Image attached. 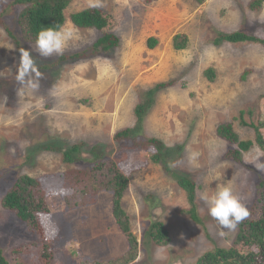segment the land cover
Returning <instances> with one entry per match:
<instances>
[{
	"label": "rangeland",
	"instance_id": "obj_1",
	"mask_svg": "<svg viewBox=\"0 0 264 264\" xmlns=\"http://www.w3.org/2000/svg\"><path fill=\"white\" fill-rule=\"evenodd\" d=\"M12 1L0 0V10L6 6L0 23V245L10 263L37 260L42 236L53 246L51 264L110 260L127 251L112 213V193L101 191L95 201L74 206L73 189L63 185L64 172L87 169L98 159H115L130 177L123 206L140 250L129 264H193L215 247L235 246L240 223L223 229L201 196L214 195L218 183L231 184L248 211L258 196L264 171L255 164L264 155L257 149L264 151L255 144L243 152L242 162L230 159L228 150L237 145L219 137L217 127L230 122L241 139H255L251 124L264 122V44L215 40L240 30L264 38V0L254 10L252 0H99L116 21L120 44L98 52L92 47L100 31L70 19L96 0H72L65 25L76 36L62 55L87 52L61 62V55L43 57L23 38L17 19L24 6ZM178 33L188 36L185 49L173 46ZM151 37L158 39L154 48L148 45ZM21 51L31 54L41 73L33 77L35 89L16 79ZM209 67L216 72L213 81L204 73ZM161 82L172 83L155 93L136 127L137 104ZM125 128L135 131L117 141L115 134ZM151 138L163 142L160 153L174 171L196 182L199 222L188 212L185 190L152 160L157 150L148 144ZM75 144L81 145L78 158L64 161V150ZM193 152L198 155L190 160ZM23 174L44 176L52 188L49 213L41 215L42 235L2 205ZM154 220L168 229L167 245L146 236Z\"/></svg>",
	"mask_w": 264,
	"mask_h": 264
},
{
	"label": "trees",
	"instance_id": "obj_2",
	"mask_svg": "<svg viewBox=\"0 0 264 264\" xmlns=\"http://www.w3.org/2000/svg\"><path fill=\"white\" fill-rule=\"evenodd\" d=\"M72 0H13L10 5L24 6L17 19L23 38L35 43L37 34L45 27L56 25H65L67 17L65 10L70 6ZM263 0H252L249 3L251 9L261 7ZM6 6L0 10V23H3L1 14ZM71 21L81 28H94L100 31L101 36L94 44L93 52L98 50H109L120 44V38L115 34L116 21L114 17L100 7H87L70 14ZM9 35L15 38V34L5 27ZM16 39V38H15ZM222 41L239 42H260L264 44V38L250 35L245 31H234L220 34L215 40L216 45ZM158 44V39L151 37L148 40L150 48ZM188 45V36L178 33L173 38V46L176 50L185 49ZM86 51L74 53L72 55H61L59 61L68 58L82 57ZM205 75L213 81L215 79V69L209 67L205 70ZM170 83L161 82L156 84L147 92L145 101L137 104L135 108L137 116L136 127H141L147 108L152 106L154 96L157 91ZM244 112L241 113V116ZM255 128V139H241L234 130L232 123L225 122L217 127L219 137L228 142L237 145L234 149L228 150L230 159L236 162L243 161V152L249 151L257 144L264 151V134L260 125L251 124ZM135 128H125L115 134V139L120 141L123 138L131 137ZM148 144L154 146L157 152L152 160L160 163L165 172L170 175L186 192L190 204L188 210L190 216L195 221H200L195 204L197 185L188 175L180 174L171 168L165 156L160 150L164 147L163 142L157 138H151ZM81 145L75 144L64 150V161L73 162L78 157ZM63 185L72 188L76 196L74 206L86 205L96 200V195L101 191L112 193V213L120 230L124 233L128 249L122 255L110 260L85 261L86 264H129L134 261L140 250V242L132 230L130 216L123 206V197L130 184L129 175L118 166L115 159L95 160L87 169H72L64 172ZM52 190L51 185L46 183L44 176L33 177L29 174H23L16 178L11 188L5 194L2 205L7 210L16 214V216L26 223L28 227L36 234L42 235L41 215L49 213L48 191ZM146 236L156 245H167L171 241V236L165 224L160 220L152 221L147 230ZM40 247L38 249V259L32 260V264H51L52 244L43 236L40 237ZM237 244L231 247H215L201 255L193 264H264V178L260 182L258 196L249 210V216L240 222L239 231L236 237ZM38 246V245H36ZM0 264H11L6 258L4 250L0 245ZM21 264H29L21 262Z\"/></svg>",
	"mask_w": 264,
	"mask_h": 264
},
{
	"label": "clouds",
	"instance_id": "obj_3",
	"mask_svg": "<svg viewBox=\"0 0 264 264\" xmlns=\"http://www.w3.org/2000/svg\"><path fill=\"white\" fill-rule=\"evenodd\" d=\"M99 7V0L92 5ZM76 33L74 29L68 25H56L53 27H45L37 34L35 47L39 54L43 57H50L53 54L62 55L68 42L74 39ZM39 72L35 61L28 51L20 52V67L17 71L16 79L21 85L27 84L35 89L38 83L33 80V77L39 78ZM259 155H264L257 149ZM198 153H191L190 160H195ZM259 155L257 160H259ZM255 167L264 171V161L256 163ZM201 199L208 205L209 215L215 219L218 224L226 230H235L240 222L249 216V211L240 201V198L234 194L231 184H217V191L209 197L207 194H202Z\"/></svg>",
	"mask_w": 264,
	"mask_h": 264
}]
</instances>
